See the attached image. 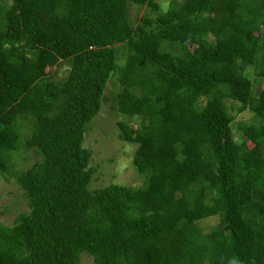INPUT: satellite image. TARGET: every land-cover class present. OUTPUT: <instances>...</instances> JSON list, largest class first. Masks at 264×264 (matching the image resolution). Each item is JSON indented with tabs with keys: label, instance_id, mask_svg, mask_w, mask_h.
Returning a JSON list of instances; mask_svg holds the SVG:
<instances>
[{
	"label": "trees",
	"instance_id": "obj_1",
	"mask_svg": "<svg viewBox=\"0 0 264 264\" xmlns=\"http://www.w3.org/2000/svg\"><path fill=\"white\" fill-rule=\"evenodd\" d=\"M263 81L264 0H0V264H264Z\"/></svg>",
	"mask_w": 264,
	"mask_h": 264
},
{
	"label": "rangeland",
	"instance_id": "obj_2",
	"mask_svg": "<svg viewBox=\"0 0 264 264\" xmlns=\"http://www.w3.org/2000/svg\"><path fill=\"white\" fill-rule=\"evenodd\" d=\"M170 0H161L162 3H168ZM133 18L141 16L133 11ZM62 68H59L60 71ZM260 89L264 90V81L260 84ZM106 108L100 114L98 120H104L107 115ZM252 115L244 112L238 115L236 123L250 122ZM92 153L95 162L99 163L97 173L93 176L91 189H98L107 185H126V186H141L142 180L128 166V158L124 153H129L128 150H119L121 147L117 143H92L86 141L85 144ZM31 156V154H30ZM35 162V158L31 157V161L24 163L21 159L16 160V169L27 168ZM94 162V166H95ZM127 164V167H125ZM97 179V180H96ZM28 210L26 201L22 196L21 190L15 184L14 178L10 175L0 177V222L5 224L12 223L19 213H26ZM217 223V219H210L202 223L205 230L210 229ZM81 264H92L90 257L84 255L81 257Z\"/></svg>",
	"mask_w": 264,
	"mask_h": 264
}]
</instances>
